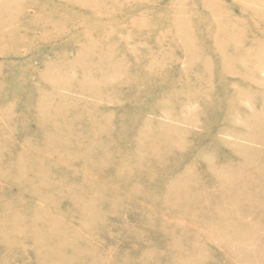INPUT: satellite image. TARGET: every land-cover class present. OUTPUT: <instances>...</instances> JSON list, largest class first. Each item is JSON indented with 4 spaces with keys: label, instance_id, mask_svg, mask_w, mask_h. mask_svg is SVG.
Returning a JSON list of instances; mask_svg holds the SVG:
<instances>
[{
    "label": "rangeland",
    "instance_id": "374dc122",
    "mask_svg": "<svg viewBox=\"0 0 264 264\" xmlns=\"http://www.w3.org/2000/svg\"><path fill=\"white\" fill-rule=\"evenodd\" d=\"M0 264H264V0H0Z\"/></svg>",
    "mask_w": 264,
    "mask_h": 264
}]
</instances>
